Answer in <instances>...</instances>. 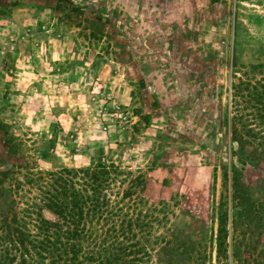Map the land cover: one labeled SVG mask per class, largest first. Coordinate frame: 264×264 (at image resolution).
<instances>
[{
    "label": "rangeland",
    "instance_id": "rangeland-1",
    "mask_svg": "<svg viewBox=\"0 0 264 264\" xmlns=\"http://www.w3.org/2000/svg\"><path fill=\"white\" fill-rule=\"evenodd\" d=\"M255 27L264 0H0V174L49 236L24 264H129L132 231L143 264H264Z\"/></svg>",
    "mask_w": 264,
    "mask_h": 264
},
{
    "label": "trees",
    "instance_id": "trees-1",
    "mask_svg": "<svg viewBox=\"0 0 264 264\" xmlns=\"http://www.w3.org/2000/svg\"><path fill=\"white\" fill-rule=\"evenodd\" d=\"M256 28V27H255ZM261 28V27H260ZM254 36H250L255 43L261 44V48L264 50V32L256 28L253 32ZM260 38V39H258ZM253 42V45H255ZM248 102V101H247ZM249 103V102H248ZM236 131V129H235ZM10 138V137H9ZM95 144V148H100L99 142L90 141ZM12 148V146H11ZM102 149V148H101ZM83 152H87L84 148ZM55 157L54 154L51 157ZM89 156V155H88ZM92 155H90L91 157ZM0 174V264H24L26 262L25 256L30 257H42V255L47 254L49 251V236L46 231L48 226H44V229L41 227L40 230L44 233L34 234L30 233L28 229V224L30 220L28 217H25L22 213V209L16 206L15 196L19 194L20 184L14 187V191L10 186L3 185L5 178H7L6 172ZM10 172V171H8ZM11 173V172H10ZM39 202L43 203L42 209L49 208L51 204L44 203L43 199L37 198ZM223 206L220 205L219 208L215 211L218 220V229H217V245L222 246L225 242L226 237V217L225 212L223 211ZM18 208V209H17ZM139 207H131L129 210H136ZM154 211V209L149 208ZM148 209V210H149ZM39 208H36L35 214L40 215ZM129 215V222L131 226H137L140 228V222L138 218L131 219ZM45 224V222H44ZM136 233L131 232V242H130V260L129 264H143V255H146L145 247L143 246V241L138 237H135ZM13 250L19 252L20 255L19 263H13L14 256L16 253H10ZM234 258V257H233Z\"/></svg>",
    "mask_w": 264,
    "mask_h": 264
}]
</instances>
